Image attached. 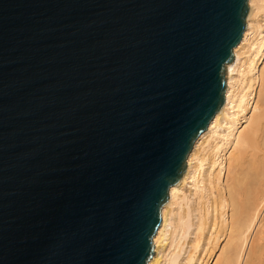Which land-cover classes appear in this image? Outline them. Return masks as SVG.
Masks as SVG:
<instances>
[{
	"label": "water",
	"instance_id": "water-1",
	"mask_svg": "<svg viewBox=\"0 0 264 264\" xmlns=\"http://www.w3.org/2000/svg\"><path fill=\"white\" fill-rule=\"evenodd\" d=\"M249 14V0H0V264L152 260Z\"/></svg>",
	"mask_w": 264,
	"mask_h": 264
},
{
	"label": "bare ground",
	"instance_id": "bare-ground-1",
	"mask_svg": "<svg viewBox=\"0 0 264 264\" xmlns=\"http://www.w3.org/2000/svg\"><path fill=\"white\" fill-rule=\"evenodd\" d=\"M249 6L248 28L225 67L224 107L169 190L148 264H209L214 255V264H247L253 251L264 264V0Z\"/></svg>",
	"mask_w": 264,
	"mask_h": 264
},
{
	"label": "rangeland",
	"instance_id": "rangeland-1",
	"mask_svg": "<svg viewBox=\"0 0 264 264\" xmlns=\"http://www.w3.org/2000/svg\"><path fill=\"white\" fill-rule=\"evenodd\" d=\"M262 189V190H261ZM264 190V180L262 181V183H261V187H260V191H263ZM260 191H259V193H258V195L260 196ZM244 199H242V201H243ZM224 243L225 242H223V245H224ZM222 245V246H223ZM254 252V251H253ZM252 252V254H251V256L250 257H248V254H247V264H256V262L255 261H257L258 263L257 264H259L260 263V261H259V256L261 255L259 252H257V253H255L256 254V256H255V254ZM217 253V251H215V254ZM251 253V252H250ZM220 253H217V255H219ZM260 254V255H259ZM217 257V256H216ZM216 257H215V255H214V257L209 261V264H214L215 263V260L214 259H216ZM249 261V262H248ZM255 262V263H254Z\"/></svg>",
	"mask_w": 264,
	"mask_h": 264
}]
</instances>
